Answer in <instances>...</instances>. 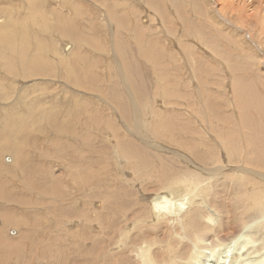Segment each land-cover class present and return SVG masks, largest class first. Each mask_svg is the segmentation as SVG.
<instances>
[{
	"label": "rangeland",
	"instance_id": "374dc122",
	"mask_svg": "<svg viewBox=\"0 0 264 264\" xmlns=\"http://www.w3.org/2000/svg\"><path fill=\"white\" fill-rule=\"evenodd\" d=\"M35 8L62 13L76 38L49 20L43 28ZM10 21H25L70 59L77 54L91 73L79 89L59 74L23 80L19 66L13 77L0 63V79L12 85L0 115L29 92L26 105L39 100L66 110L65 117L55 112L67 126L54 143L29 140L32 166L42 170L34 192L50 187L53 194L0 200V227L1 211L26 213L29 223L5 230L3 264H132L129 245L163 237L153 199L173 196L161 214L174 211L182 220L190 197L169 189L193 182L217 214L212 226L230 234L245 220L241 235H251L248 247L261 255L250 264H264V228L257 231L264 212L250 210L264 193V0H0V27ZM1 161L15 163L8 153ZM208 239L215 246L219 237Z\"/></svg>",
	"mask_w": 264,
	"mask_h": 264
},
{
	"label": "bare ground",
	"instance_id": "6f19581e",
	"mask_svg": "<svg viewBox=\"0 0 264 264\" xmlns=\"http://www.w3.org/2000/svg\"><path fill=\"white\" fill-rule=\"evenodd\" d=\"M51 14H46L40 8H35L33 18L35 17V19H37L42 24V26H44L43 28H45L44 23L49 20L50 23H52L53 26L55 25L56 28L59 26L58 29L60 33L64 32L66 29L67 35L74 36L76 38V32L71 31L74 29V27L72 28V25L67 24L64 21L65 17L63 18L62 13H59V15L56 14V12ZM64 16L66 15L64 14ZM50 19H52V22ZM60 23H62V25ZM52 31L55 33V30ZM35 33L25 21H10L7 25L0 27V63L4 62L6 65L5 67L7 68V73L10 76L13 75L14 77V72H16L14 70H16V68L19 66L21 67L19 71L25 78L23 80H28L34 78L35 76L54 78L59 74L60 76L62 75V79L67 81V83L72 84L75 88H83L85 78L89 77L91 72H88L86 76V73L83 71V67H81V62L77 59V54H71L72 57L70 59V55L62 54L57 45H53L52 43H49L47 40H45L48 42L47 46V44L39 39ZM44 35L41 33L42 38ZM78 36L79 42H86L82 36ZM50 48V54L53 56L54 63L49 61L46 57V50ZM11 86V83L2 78L0 79V102L3 104L11 100L9 93H7V90ZM60 90L63 92L62 89ZM24 93L25 94H22V92L20 93L21 98H19L21 99V103H19V99L16 100L17 104L15 108L10 109L5 106L2 107L3 104L0 103L4 112L3 115L1 114L2 116L0 115V124H4V127L3 125L0 127V200L7 201L9 203L19 202L16 192H22L23 195L31 196L32 193L39 194L45 199L47 195H50L51 193L53 194V190L50 187L43 188L42 193L44 196L40 194L41 192H34L36 191V182H34V178L37 177V173L42 170L41 168H37L35 171L32 166V164L35 165L36 163L33 162L34 157L31 156V153L36 151H33L35 148L30 146L29 140L31 139V136H35L37 139L39 138V142L50 140L49 144L51 142L54 143V139L62 138V135L60 136L59 134L66 131L67 127H64L62 121H59L60 123L57 121V114L55 112L57 110L61 116L65 117L66 110L60 107L56 108L52 105H49L50 107H48L47 104L46 107V105L44 106L41 104L39 100H34L36 102L32 101L26 105L28 96L31 95V93ZM67 95L66 93L64 95V99L66 100ZM61 96L63 95L61 94ZM71 96L68 97V103H72V105L75 106L77 104V99L74 98L75 96ZM52 98L56 101V98ZM61 99L63 98L61 97ZM10 133H12L11 140L9 139ZM42 134L46 135L47 138L41 137L40 135ZM13 137H16L17 141H14ZM24 145H27V147H24ZM7 153L14 156L15 163L13 165L6 166L2 163L1 157ZM187 184H189V182ZM177 185H171L169 189L170 195L181 192V194L185 193V196H189V204L191 206L189 211L187 210L188 212L182 216V220H180L178 217H175L177 215L174 211L171 212L169 210V214H161L163 209H168L166 208V205L169 203L173 204L174 197L170 196L168 199L166 194L164 196L157 195V197L153 199V208L155 212L154 219L156 224L162 228L161 230L163 237L158 242H155L151 239H143L139 242V244L137 243V245H129L131 248L129 247L128 251L134 255L135 259L133 260L132 264H250L251 261L259 260L261 258V255L258 254L260 249L248 247L251 243H253L251 242L253 239L252 236L248 234L247 237L241 235L242 230L246 227L245 220H241V224H239L241 227L235 232L223 234L225 232L223 230V224L219 223V226L216 228L212 226V222L214 221L213 216L215 217L217 214L212 213L207 207V202L201 198L202 185L195 182L191 183L188 187L185 186L184 188H180L179 185ZM28 199L30 198H27V200ZM252 200L253 203L252 206H250V210H255V215L262 214L264 212V193H257ZM178 207H180V205ZM1 212L3 223L0 227V249H4L5 247L7 248V245H9L8 243H10L8 238L4 235L5 230L12 226L21 230V228L27 227L29 223L24 217L26 213L18 215V212L14 213L11 211L12 214H7L3 211ZM163 212L165 213V211ZM206 213H208L207 216L205 215ZM201 228H206V231H201ZM263 228L264 226H260V229H257V231L262 233ZM254 231L255 230H253L251 234L256 236L257 234L255 233L257 232L254 233ZM169 237H171L173 240L168 241L167 238ZM211 237H219V240L216 241V247L211 245L207 246L205 241ZM260 238L262 237L260 236ZM241 239L243 240L241 241ZM15 247L16 245L14 244V249ZM205 247L209 253L210 250L212 251L211 254H207V250H204ZM213 247L215 248L213 249ZM10 250L11 249H9V251ZM7 262L8 258L5 259L4 255L0 253V263L3 264ZM120 263L121 261H119V264Z\"/></svg>",
	"mask_w": 264,
	"mask_h": 264
}]
</instances>
